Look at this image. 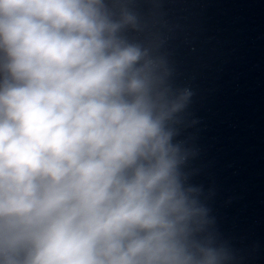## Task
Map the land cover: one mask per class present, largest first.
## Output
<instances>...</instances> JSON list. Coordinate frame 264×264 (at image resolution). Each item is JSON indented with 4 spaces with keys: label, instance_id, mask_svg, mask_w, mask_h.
<instances>
[{
    "label": "clouds",
    "instance_id": "1",
    "mask_svg": "<svg viewBox=\"0 0 264 264\" xmlns=\"http://www.w3.org/2000/svg\"><path fill=\"white\" fill-rule=\"evenodd\" d=\"M128 28V0H0V264L229 261L173 142L192 93Z\"/></svg>",
    "mask_w": 264,
    "mask_h": 264
},
{
    "label": "water",
    "instance_id": "2",
    "mask_svg": "<svg viewBox=\"0 0 264 264\" xmlns=\"http://www.w3.org/2000/svg\"><path fill=\"white\" fill-rule=\"evenodd\" d=\"M130 41L165 61L168 82L192 95L174 143L189 151L186 186L210 223L200 238L227 264H264V0H128ZM118 14V10H117Z\"/></svg>",
    "mask_w": 264,
    "mask_h": 264
}]
</instances>
